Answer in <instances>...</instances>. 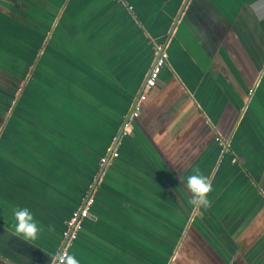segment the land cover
Returning a JSON list of instances; mask_svg holds the SVG:
<instances>
[{
	"label": "crops",
	"instance_id": "obj_1",
	"mask_svg": "<svg viewBox=\"0 0 264 264\" xmlns=\"http://www.w3.org/2000/svg\"><path fill=\"white\" fill-rule=\"evenodd\" d=\"M185 1L0 0V264H51L96 189L67 248L79 264H264V0ZM156 43L157 84L92 188L95 147H111ZM38 60L42 82L23 96ZM194 170L206 205L186 186Z\"/></svg>",
	"mask_w": 264,
	"mask_h": 264
},
{
	"label": "built area",
	"instance_id": "obj_2",
	"mask_svg": "<svg viewBox=\"0 0 264 264\" xmlns=\"http://www.w3.org/2000/svg\"><path fill=\"white\" fill-rule=\"evenodd\" d=\"M154 51L156 53L155 61L148 71V74L141 87L138 98L135 101L134 107L129 115V120L138 114L142 100L145 98L146 93L157 84L160 69L166 62L167 54L164 50V46L161 43H156L154 45ZM128 121L125 124L124 129L126 128ZM216 140H218L219 143L223 145V143L219 140V137H216ZM115 156H117V152L115 151V149H111V147L108 146L106 148L104 156L100 158V165L104 164L110 158H113ZM92 203V195H84L81 200L80 206L74 212H72L70 217L67 219V221L65 222V227L62 231L63 246L59 250V252L54 255L51 264H64V258L68 256L67 248L69 247L71 242L76 238L77 232L81 227L82 219L88 216L89 208Z\"/></svg>",
	"mask_w": 264,
	"mask_h": 264
},
{
	"label": "trees",
	"instance_id": "obj_3",
	"mask_svg": "<svg viewBox=\"0 0 264 264\" xmlns=\"http://www.w3.org/2000/svg\"><path fill=\"white\" fill-rule=\"evenodd\" d=\"M33 49H34V51H33ZM48 49H49V47L46 49L47 51H48ZM25 52H27L26 53V55L27 56H21L20 58L18 57V56H16V59H15V61H14V66L15 67H18V68H21V72H20V74L21 75H24V73H26V71L28 70V68H29V66H31V64L33 63V59L35 58V56H36V52H37V48H32V49H25ZM3 63L4 62H0V66H4L3 65ZM39 65H40V63H39V60L33 65V68H32V71H31V74H30V76H29V78H28V81H27V83L24 85V88H23V96H26V94H27V90L28 91H32L33 90V86H35V87H39L40 86V83L42 82L41 80L42 79H39L38 80V72H39V70H40V67H39ZM64 65V64H63ZM22 78H23V76H21V78H19V80L21 81L22 80ZM46 85V83L43 81V86H45ZM42 86V85H41ZM35 87H34V90H35ZM33 90V91H34ZM37 94H34V95H31V98H37L38 96H36ZM7 98H8V102H9V104H11V102L13 101L12 99H13V97L14 96H6ZM75 97V96H74ZM43 98V97H42ZM128 101H129V99H128ZM17 102H20V103H17ZM16 103L17 104H21V101H16ZM22 105V104H21ZM115 112V111H114ZM116 113V112H115ZM122 113V112H121ZM18 115H17V113L14 111V114L13 115H11L10 116V118H8V122H7V124H6V127H5V129H4V136L5 135H7V133H8V128H10V127H8V125L10 124V125H12V123H13V120H16L18 117H17ZM113 115L111 114V117H112ZM119 117H121V119L119 118ZM27 118V117H26ZM30 118H33L34 120H36L37 119V123L39 122V120L40 119H42L41 117H39L36 113H33V115L32 116H30ZM121 120H122V116H121V114L120 115H118V116H116L115 117V122L114 121H112L113 123H114V125H111L110 126V129H111V134H110V140L115 136V134H116V132H117V129H118V124L121 122ZM26 128V127H25ZM26 131H27V128L25 129ZM16 131H18L17 130V128H16ZM21 132H23V131H21ZM93 145H95V146H97L96 144H93ZM106 145V146H105ZM104 146H105V149H102L101 151H100V148L99 149H97L96 147H95V149H96V151L98 152V156L96 157V159H95V164H94V167H95V171H97L98 170V167H99V162H100V158L102 157V156H104V154H105V151H106V147H107V144H105ZM99 147V146H98ZM90 183V182H89ZM84 195L85 194H83V196H82V198L84 197ZM96 198H98L97 197V189H96V191L94 192V195H93V202L95 201V199ZM90 209H91V207L89 208V211H90ZM85 219L83 218L82 219V222H81V227H80V229H82V226H83V221H84ZM79 229V230H80ZM79 230H78V232H79ZM78 232H77V234H78ZM176 235H178L177 233H176ZM76 237H77V235H76ZM178 237V236H177ZM177 237L175 238V241L177 240Z\"/></svg>",
	"mask_w": 264,
	"mask_h": 264
},
{
	"label": "clouds",
	"instance_id": "obj_4",
	"mask_svg": "<svg viewBox=\"0 0 264 264\" xmlns=\"http://www.w3.org/2000/svg\"><path fill=\"white\" fill-rule=\"evenodd\" d=\"M186 186L193 193L195 201L204 205L208 203L206 194L211 189V185L206 177L199 174L197 170H194L193 173L186 177ZM16 215L23 221L19 224L18 231L23 232L27 238H34L38 229L36 222L31 220V214L27 209H20L16 212ZM64 264H79V262L74 257L68 255L64 258Z\"/></svg>",
	"mask_w": 264,
	"mask_h": 264
},
{
	"label": "water",
	"instance_id": "obj_5",
	"mask_svg": "<svg viewBox=\"0 0 264 264\" xmlns=\"http://www.w3.org/2000/svg\"><path fill=\"white\" fill-rule=\"evenodd\" d=\"M186 1H187V0H186ZM186 1H185V3H186ZM185 3L183 4V6H182V8H181L180 13L182 12V10H183V8H184ZM180 13H179L178 16H177V19H178V17L180 16ZM140 90H141V89H140ZM139 93H140V91L138 92V94H137L136 97L134 98V100H133V102H132V104H131V106H130V108H129V110H128V112H127V114H126V116H125V118H124V120H123V122H122V124H121V126L119 127V129H118V131H117V134L115 135V137H114V139H113V142H112V144H111V149L114 148V146L116 145V143H117V141H118V139H119V137H120V135H121V133H122V131H123V129H124L125 124H126L127 121L129 120V115H130V113H131V111H132V109H133V107H134V103H135V101L137 100ZM107 158H108V155H107ZM103 167H104V165L102 164V166L100 167V169H99V171H98V174H97L96 178L94 179V182H93V186H92V188L94 187V185L96 184L98 178L100 177V175H101V173H102V170H103ZM92 188H91V190H92ZM87 195H88V196L91 195V191H90Z\"/></svg>",
	"mask_w": 264,
	"mask_h": 264
},
{
	"label": "rangeland",
	"instance_id": "obj_6",
	"mask_svg": "<svg viewBox=\"0 0 264 264\" xmlns=\"http://www.w3.org/2000/svg\"><path fill=\"white\" fill-rule=\"evenodd\" d=\"M257 84H260V86H259V89H260L261 86H262V84H263V78H260V79L258 80ZM259 89H258V90H259Z\"/></svg>",
	"mask_w": 264,
	"mask_h": 264
}]
</instances>
